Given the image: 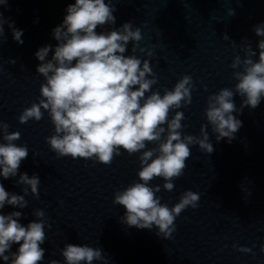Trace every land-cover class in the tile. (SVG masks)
<instances>
[{"label": "clouds", "instance_id": "1", "mask_svg": "<svg viewBox=\"0 0 264 264\" xmlns=\"http://www.w3.org/2000/svg\"><path fill=\"white\" fill-rule=\"evenodd\" d=\"M0 5H7V0H0ZM115 10L112 0H75L67 6L62 23L53 29L57 41L54 49L46 45L35 53L40 61L36 72L44 82L40 85L38 102L24 108L18 121L21 124L29 120L38 122L46 111L54 125V134L45 137V141L57 157L91 159L110 165L121 155V150L129 156L139 153V182L116 191L113 203L125 209L120 221L128 227L149 230L155 227L157 236L170 239L176 230V218L189 207L197 208L200 195L187 190L179 202L169 207L156 195L161 185L149 186L150 182L162 178V188L171 192L175 187L173 181L187 167L190 146L198 145L200 151L213 153L209 125L217 142L227 139L230 143L235 138L242 121L234 113L241 114L245 107L254 110L264 99V39L257 44L258 60L253 59L257 53L250 42L240 45L245 58L237 55L231 64L233 69H242L232 74L237 81L234 88H222L207 97L204 110L207 124L201 125L199 136L182 135L184 113L177 110L192 102V77L182 76L171 90L164 89L163 95L152 91L158 81L150 62L134 54L137 49L146 51L139 46L143 39L141 29L129 21L111 31L97 32L98 27L115 24ZM229 15H235V10L229 9ZM6 23L12 38L23 44V30L16 28L2 13L0 36L5 35ZM253 31L256 36L264 37V22L254 26ZM223 38L230 39L227 34ZM130 42L132 54L125 55ZM147 56H153V51L147 50ZM9 63L16 61L10 59ZM236 95L242 98L239 108L234 101ZM8 128L9 124L0 121L4 141L0 143L3 179L16 177L29 154L26 145L14 143L20 139V132L9 133ZM149 143L156 146L148 149ZM16 183L26 186L22 189L23 195L9 193L0 182V210L6 205L27 207L25 196L29 189L33 197L39 198L41 182L37 174L29 177L27 173H19ZM33 214L36 219L25 226L20 223L22 212L3 214L0 211V259L5 264H40L44 260L45 249L41 245L46 240L45 212L38 209ZM14 244L19 247L12 252ZM233 247L243 253L252 251L235 244ZM102 252L99 247L72 243L61 250L64 264H92L93 261L107 264ZM49 264H60V261L53 259Z\"/></svg>", "mask_w": 264, "mask_h": 264}]
</instances>
